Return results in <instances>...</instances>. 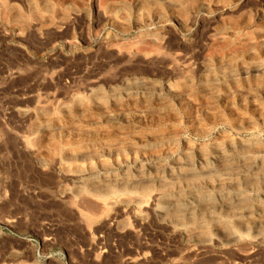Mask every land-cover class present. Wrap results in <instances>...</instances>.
Masks as SVG:
<instances>
[{
	"label": "rangeland",
	"instance_id": "374dc122",
	"mask_svg": "<svg viewBox=\"0 0 264 264\" xmlns=\"http://www.w3.org/2000/svg\"><path fill=\"white\" fill-rule=\"evenodd\" d=\"M263 51L264 0H0V264H264Z\"/></svg>",
	"mask_w": 264,
	"mask_h": 264
},
{
	"label": "bare ground",
	"instance_id": "6f19581e",
	"mask_svg": "<svg viewBox=\"0 0 264 264\" xmlns=\"http://www.w3.org/2000/svg\"><path fill=\"white\" fill-rule=\"evenodd\" d=\"M173 7H174V6H173ZM68 16H69V15H68ZM178 20H179V19H178ZM168 21H169V20H168ZM168 21H167V22H168ZM164 43H165V42H164ZM163 45H164V44H163ZM263 52H264V51H263ZM125 89H126V88H125ZM261 89H262V88H261ZM110 92H111V91H110ZM235 92H236V91H235ZM240 92H241V91H240ZM173 93H174V92H173ZM98 94H99V93H98ZM179 94H180V93H179ZM110 95H111V94H110ZM174 95H175V94H174ZM76 96H77V95H76ZM123 96H124V95H123ZM229 96H230V95H229ZM240 98H241V97H240ZM97 99H98V98H97ZM186 105H187V104H186ZM114 107H115V106H114ZM37 109H38V108H37ZM46 110H47V109H46ZM116 111H117V110H116ZM140 111H141V110H140ZM49 112H50V111H49ZM121 112H122V111H121ZM141 112H142V111H141ZM108 114H109V113H108ZM109 119H110V118H109ZM78 120H79V119H78ZM259 122H260V121H259ZM58 127H59V126H58ZM70 128H71V127H70ZM35 129H36V132L41 131L40 128H35ZM71 130H72V129H71ZM68 131H69V130H68ZM104 131H105V130H104ZM104 131H103V132H104ZM47 132H48V131H47ZM190 133H191V132H190ZM96 140H97V139H96ZM235 143H236V142H235ZM108 146H109V145H108ZM115 146H116V145H115ZM132 146H133V145H132ZM216 146H217V145H216ZM219 146H220V145H219ZM243 146H244V145H243ZM109 147H110V146H109ZM197 147H198V146H197ZM245 147H246V146H245ZM100 148H101V147H100ZM131 148H132V147H131ZM184 148H185V147H184ZM229 148H230V147H229ZM240 149H241V148H240ZM244 149H245V148H244ZM244 149H243V150H244ZM38 152H39V151H38ZM230 152H231V151H230ZM120 153H121V152H120ZM130 153H131V152H130ZM233 153H234V152H233ZM57 154H58V153H57ZM86 154H87V153H86ZM186 154H187V153H186ZM220 155H221V154H220ZM115 157H116V156H115ZM132 158H133V157H132ZM222 158H223V157H222ZM229 158H230V157H229ZM120 159H121V158H120ZM115 160H116V159H115ZM218 160H219V159H218ZM221 160H222V159H221ZM99 161H101V160H99ZM219 161H220V160H219ZM224 161H225V160H224ZM224 161H223V163H224ZM91 162H92V161H91ZM94 162H95V161H94ZM110 162H111V160H110ZM99 163H100V162H99ZM201 163H202V162H201ZM218 163H219V162H218ZM220 163H221V162H220ZM88 165H89V162H88ZM181 165H182V164H181ZM230 165H231V164H230ZM206 166H207V165H206ZM217 166H218V165H217ZM77 167H78V166H77ZM219 167H220V166H219ZM222 167H223V166H222ZM222 167H221V168H222ZM224 167H225V166H224ZM227 167H229V166H227ZM242 167H243V166H242ZM96 168H97V167H96ZM99 168H100V167H99ZM170 168H171V167H170ZM199 168H200V166H199ZM208 168H209V167H208ZM107 169H108V168H107ZM107 169H106V170H107ZM225 169H226V168H225ZM225 169H224V172H225ZM227 169H228V168H227ZM259 169H260V168H259ZM91 170H92V169H91ZM98 170H99V169H98ZM102 170H103V169H102ZM104 170H105V169H104ZM200 170H201V169H200ZM205 170H206V169H205ZM208 170H209V169H208ZM208 170H207V171H208ZM222 170H223V169H222ZM222 170H221V171H222ZM237 170H238V169H237ZM260 170H261V169H260ZM99 171H100V170H99ZM187 171H188V170H187ZM201 171H202V170H201ZM212 171H213V169H212ZM217 171H218V169H217ZM229 171H230V170H229ZM231 171H232V170H231ZM151 172H152V171H151ZM202 172H203V171H202ZM238 172H239V171H238ZM146 173H147V172H146ZM169 173H171V172H169ZM193 173H194V172H193ZM208 173H210V172H208ZM208 173H207V174H208ZM219 173H220V172H219ZM232 173H233V172H232ZM65 174H66V173H65ZM138 174H139V173H138ZM176 174H177V173H176ZM220 174H221V173H220ZM223 174H225V173H223ZM251 174H252V173H251ZM255 174H256V173H255ZM159 175H160V174H159ZM229 175H230V174H229ZM231 175H232V174H231ZM115 176H116V175H115ZM145 176H146V175H145ZM188 176H189V175H188ZM192 176H193V175H192ZM175 177H176V176H175ZM182 177L184 178V177H186V176H182ZM182 177H180V178H182ZM189 177H190V176H189ZM81 178H82V177H81ZM123 178H124V177H123ZM123 178H122V179H123ZM154 178H155V177H154ZM156 178H157V177H156ZM158 178H159V177H158ZM183 178H182V179H183ZM190 178H191V177H190ZM90 179H92L91 176H90ZM120 179H121V178H120ZM168 179H169V178H168ZM171 179H172V178H171ZM175 179L178 180L179 178L177 177V178H175ZM185 179H186V178H185ZM223 179H225V178H223ZM93 180H94V178H93ZM113 180H114V179L110 180V179H106V178H105V180H103V183H104V185L106 186V185L112 183ZM220 180H221V179H220ZM228 180H229V179H228ZM252 180H253V179H252ZM261 180H262V179H261ZM117 181L119 182L120 180L118 179ZM123 181H126V180H123ZM123 181H122V182H123ZM133 181H134V180H133ZM170 181H171V180H170ZM172 181L174 182V179H172ZM178 181H179V180H178ZM180 181H181V180H180ZM180 181H179V182H180ZM250 181H251V180H250ZM250 181H249V182H250ZM78 182H79V181H78ZM82 182H83V181H82ZM94 182H96V181H94ZM118 182H117V183H118ZM137 182H138V181H137ZM143 182H144V181H143ZM157 182H159V181L157 180ZM165 182H166V181H165ZM176 182H177V181H176ZM218 182H219V181H218ZM262 182H263V180H262ZM92 183H93V182H92ZM96 183H97V182H96ZM96 183H93L92 185H94V184H96ZM119 183H120V182H119ZM125 183H126V182H125ZM224 183H225V182H224ZM114 184H115V183H114ZM136 184H137V183H136ZM144 184H145V183H144ZM159 184H160V183H159ZM162 184H163V183H162ZM165 184H166V183H165ZM168 184H169V182H167V187H168ZM175 184H176V183H175ZM179 184H180V183H179ZM181 184H182V182H181ZM225 184H226V183H225ZM263 184H264V183H263ZM87 185H88V184H87ZM96 185H97V184H96ZM99 185H100V184H99ZM101 185H102V184H101ZM125 185H126V184H125ZM177 185H178V184H177ZM219 185H220V184H219ZM221 185H222V184H221ZM89 186H90V185H89ZM105 186H104V187H105ZM122 186H124V184H123ZM163 186H164V185H163ZM178 186H179V185H178ZM232 186H233V185H232ZM256 186H257V185H256ZM117 187H118V186H117ZM129 187H130V186H129ZM164 187H165V186H164ZM179 187H180V186H179ZM248 187H249V186H248ZM262 187H263V186H262ZM84 188H85V187H84ZM102 188H103V187H102ZM69 189H70V188H69ZM80 189H82V188H80ZM92 189H93V188H92ZM108 189H109V187H108ZM180 189H181V188H180ZM230 189H231V188H230ZM87 190H88V189H87ZM93 190H94V193H95V189H93ZM76 191H77V190H76ZM98 191H99V190H98ZM73 192H75V191H73ZM73 192H72V193H73ZM108 192H109V191H108ZM110 192H111V191H110ZM191 193H193V194L191 195V198H190V199H191V202H193V203L195 204V203H197V201L199 200V199H198V200L196 199V195H195L196 190H192ZM110 195H111V194H110ZM133 195H135V194H133ZM146 195H147V194H146ZM263 195H264V194H263ZM64 196H65V195H64ZM97 196H98V195H97ZM147 196H148V195H147ZM149 197H150V196H149ZM157 197H158L157 195L153 194V196L151 197V198H152V201H155V200L157 199ZM119 198H120V197H119ZM128 198H129V197H128ZM130 198H131V197H130ZM142 198H143V197H142ZM176 198H177V197H176ZM179 198H180V197H179ZM148 199H149V198H148ZM148 199H147V200H148ZM177 199H178V198H177ZM122 200H123V199H122ZM135 200H137V199H135ZM142 200H143V199L138 198L137 202H138L139 204L143 205V204H142V203H143ZM144 200H145V199H144ZM132 201H133V200H132ZM132 201H131V202H132ZM171 201H172V200H171ZM93 202H94V201H93ZM186 202H187V201H186ZM220 202H221V201H220ZM234 202H235V201H234ZM98 203H99V202H98ZM109 203H110V202H109ZM109 203H108V204H109ZM144 203H145V202H144ZM146 203H147V201H146ZM193 203H192V204L189 203V202L187 203V204H191V211L194 210L193 207H194L195 205H194ZM218 203H219V202H218ZM99 204H100V203H99ZM104 204H105V203H104ZM110 204H112V203H110ZM147 204H149V202H148ZM150 204H151V203H150ZM165 204H166V203H165ZM208 204H209V203H208ZM225 204H226V203H225ZM102 205H103V204H101V206H102ZM144 205H145V204H144ZM173 205H174V204H173V201H172V204H169L168 207H172ZM197 205H199V204H197ZM202 205H203V203L200 204L199 206H202ZM105 206H106V204H105ZM145 206H146V205H145ZM149 206H150V205H149ZM228 206H229V205H228ZM231 206H232V205H231ZM138 207H139V206H138ZM173 207H174V206H173ZM181 207H184V206H181ZM102 208H103V207H102ZM197 208H198V207H197ZM200 208H201V207H200ZM202 208L205 209L203 206H202ZM227 208H228V207H227ZM177 209H178V208H177ZM180 209H181V208H180ZM180 209H179V210H180ZM203 209H202V210H203ZM200 210H201V209H200ZM209 210H210V209H209ZM169 211H170V210H169ZM169 211H168V213H169ZM195 211H196V210H195ZM198 211H199V210H198ZM170 212H171V211H170ZM201 212H202V211H201ZM164 213H165V212H164ZM189 214H190V213H189ZM201 215H202V214H201ZM187 216H188V215H187ZM255 216H256V215H255ZM196 221H197V220H196ZM246 221H247V220H246ZM242 222H243V221H242ZM258 222H259V221H258ZM254 223H255V222H254ZM257 225H258V224H257ZM242 226H243V225H242ZM197 228H199V226H198ZM252 230H253V229H252ZM197 232H198V231H197ZM253 232H254V231H253ZM224 233H225V232H224ZM221 234H223V233H221ZM219 235H220V233H219ZM225 237H226V236H225ZM262 237H263V236H262ZM263 238H264V237H263ZM257 239H258V238H257ZM224 240H225V239H224ZM227 241H228V240H227ZM230 241H231V239H230ZM259 241H260V240H259Z\"/></svg>",
	"mask_w": 264,
	"mask_h": 264
}]
</instances>
